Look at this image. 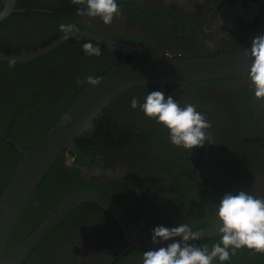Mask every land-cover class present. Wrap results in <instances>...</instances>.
Wrapping results in <instances>:
<instances>
[{"label":"flooded vegetation","instance_id":"obj_1","mask_svg":"<svg viewBox=\"0 0 264 264\" xmlns=\"http://www.w3.org/2000/svg\"><path fill=\"white\" fill-rule=\"evenodd\" d=\"M119 7L122 15L105 26L78 11L84 8L82 2L18 0L21 11L0 23V53L46 47L67 34L58 30L61 23L72 25L70 32L87 31L151 54L184 58L235 53L264 31V0H119ZM88 42L100 49L99 56L85 55L82 45ZM131 59L79 38L27 64L0 62V196L23 159L17 147L31 148L66 112L77 93L73 90L67 98L66 89L81 90L88 76L100 77ZM37 81L41 84L35 97L48 105L35 107L37 116L32 111L22 115L20 100L24 102V92ZM177 88H135L116 98L95 120L93 135L77 139L92 164L84 165L72 150L63 154L18 217L8 254L83 189L109 196L138 236L148 240L157 225L187 223L195 231L217 226L214 205L225 193L243 190L264 198V101L253 96L247 73L196 83L173 94ZM153 90L181 106L195 105L210 125L202 147L187 152L171 145L162 126L145 118L139 107H130L132 97L142 103ZM218 241L213 237L195 244L211 248ZM144 251L130 248L110 214L84 203L37 245L25 264H142ZM224 264H264V254L241 249Z\"/></svg>","mask_w":264,"mask_h":264},{"label":"water","instance_id":"obj_2","mask_svg":"<svg viewBox=\"0 0 264 264\" xmlns=\"http://www.w3.org/2000/svg\"><path fill=\"white\" fill-rule=\"evenodd\" d=\"M0 23L19 10L18 0H3ZM264 35V31L259 34ZM92 41L111 52L133 59L115 66L101 75L96 86H85L60 121L35 145L23 154L13 177L0 196V264H25L31 252L67 216L84 203H93L110 214L123 229L130 248L148 250L153 247L149 240L139 237L122 209L107 195L95 189H83L68 197L54 214L44 221L13 254H8V242L14 225L61 155L72 150L84 165L92 164L90 157L76 144L85 134L94 133V122L113 101L135 88L158 86L165 91L177 86L176 94L196 83L228 79L248 73L250 60L244 56L247 47L235 52H220L196 58H184L168 54H151L139 46L109 40L87 31H72L46 47L18 54L0 53V62L27 64L49 55L73 39ZM199 239L219 237L217 226L199 230Z\"/></svg>","mask_w":264,"mask_h":264},{"label":"clouds","instance_id":"obj_3","mask_svg":"<svg viewBox=\"0 0 264 264\" xmlns=\"http://www.w3.org/2000/svg\"><path fill=\"white\" fill-rule=\"evenodd\" d=\"M81 2L84 8L78 11L88 18H98L105 26L122 15L119 0H73V3ZM72 28L70 24L58 25L62 33ZM82 49L87 56L100 55V49L90 42L83 44ZM244 56L250 60L247 77L252 94L257 101H264V35L252 38ZM86 79L92 86L100 82L98 77ZM130 107H139L145 118L154 120L167 131L171 145L187 152L202 147L209 138L210 125L195 105L181 106L172 96L165 97L159 90L148 92L142 103L132 97ZM214 215L219 241L211 248L207 244L193 243L200 234L187 223L174 227L157 225L149 236L153 247L143 252L142 264H213V261L224 264L241 249L264 254V198L243 190L225 193L214 205Z\"/></svg>","mask_w":264,"mask_h":264},{"label":"trees","instance_id":"obj_4","mask_svg":"<svg viewBox=\"0 0 264 264\" xmlns=\"http://www.w3.org/2000/svg\"><path fill=\"white\" fill-rule=\"evenodd\" d=\"M20 5H21V3H20ZM22 7H26V6H24V5H22ZM17 66H9V68L10 69H15ZM103 72V71H102ZM35 84L36 85H34L32 88H30V90L29 91H26V92H24V102H22L21 100H20V103H21V111H22V115L24 114V113H26L27 111H32V115H34L33 114V111H34V109H35V107H40L41 109H46V107H47V105H48V102L47 101H45L44 102V99H42L41 97H40V102H39V99L38 98H36L35 96H36V93H34V92H36L38 89H39V86L38 85H40L41 84V81H37V82H35ZM75 87H68L67 89H66V91L68 92V94H66V97L68 96L69 97V95H70V92H72L73 90H75V92H77L73 97H72V99H71V101L68 103V105L66 106L67 108H68V106L71 104V102H72V100L74 99V97L78 94V92H80L81 90H76V89H74ZM67 97V98H68ZM66 108V109H67ZM66 109H65V111H66ZM64 111V112H65ZM36 113L37 112H35V115H36ZM34 115V116H35ZM37 116V115H36ZM10 117V116H9ZM15 117H16V119H18V115H15ZM7 118H8V116H7ZM12 119V118H11ZM56 122L58 121V118L55 120ZM48 132V131H47ZM35 141H33V143H34ZM77 143L79 142L78 140L76 141ZM62 158H63V155H61L60 157H59V159H58V161H57V163H56V165L55 166H58L60 163H61V161H62ZM55 166H54V168H55ZM53 168V169H54ZM49 176V175H48ZM47 179H48V177H47ZM46 179V180H47ZM43 184H42V186L40 187L41 189L43 188ZM41 189H39L38 190V192L41 190ZM30 233V232H29ZM29 233L27 234V236L26 237H28V235H29ZM12 236V235H11ZM11 240V239H10ZM10 242V241H9Z\"/></svg>","mask_w":264,"mask_h":264}]
</instances>
